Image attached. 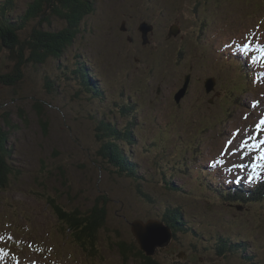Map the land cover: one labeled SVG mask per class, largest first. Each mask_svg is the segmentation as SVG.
<instances>
[{
	"label": "rangeland",
	"instance_id": "rangeland-1",
	"mask_svg": "<svg viewBox=\"0 0 264 264\" xmlns=\"http://www.w3.org/2000/svg\"><path fill=\"white\" fill-rule=\"evenodd\" d=\"M94 3L64 54L28 62L25 82L0 83V125L21 171L0 188V264H147L140 251L158 264H264V199L228 197L237 183L264 181V0ZM52 23L67 25L56 15ZM40 24L31 20L25 36ZM14 62L0 40V74ZM101 121L129 132L114 145ZM49 198L66 210L106 204L97 255L63 231ZM171 205L183 212L174 208L168 223ZM155 218L170 234L148 229L151 255L133 222ZM119 241L134 246L129 258Z\"/></svg>",
	"mask_w": 264,
	"mask_h": 264
},
{
	"label": "trees",
	"instance_id": "trees-1",
	"mask_svg": "<svg viewBox=\"0 0 264 264\" xmlns=\"http://www.w3.org/2000/svg\"><path fill=\"white\" fill-rule=\"evenodd\" d=\"M19 0H0V40L8 50L11 51L13 59L15 60L13 72L7 74H0V83L15 86L20 82H25L26 64L34 61L36 63H42L46 61L48 57H58L64 54L67 48L75 40V37L80 29L78 28L81 19L86 17L93 9L94 0H31L28 6L20 14H16L19 11ZM56 15L62 20H65L67 25L61 30L52 28V16ZM41 18L47 23V27L40 24L39 27L32 29L27 36L25 31L28 24H31V20L35 18ZM50 25V26H49ZM28 32V31H27ZM39 107L42 105L39 104ZM1 126V125H0ZM99 126L104 132L113 131L114 145H118L121 138V132H129L126 129L119 130L118 128L110 129L106 127V124L101 121ZM9 134L3 126L0 127V188L2 189L11 182L12 178H18L21 174L19 168L12 164L9 159L8 141ZM114 145L108 144L105 146L107 150H114ZM109 162L118 169L119 173H126L128 176H132L133 172H129L125 165V158H116L114 155L109 159ZM133 170V168H132ZM245 187V190L242 189ZM234 193L228 197L231 199L235 196H240L246 200L247 198L254 197L255 199H264V181H259L257 184L248 188L247 185H239L231 189ZM252 196V197H250ZM49 204L53 210L58 212V217L63 220L65 233L72 236L73 242L81 248L86 254L95 256L99 252V244L101 241L100 233L102 232V226L105 224L108 209L106 204H101L100 200L88 210H82L80 208H73L66 210L59 199L49 198ZM104 202H106L104 200ZM177 208L179 211L183 210L171 205L168 207L169 211H165V220L171 223L174 220L173 217L177 216ZM178 223V222H176ZM180 226V225H179ZM177 229L181 231L180 227ZM118 250L122 258L127 259L130 257V252H133L134 246L124 241L116 243ZM141 257H144L147 264H158L157 261L151 260L152 257L146 256L142 251ZM134 253V252H133ZM239 256V255H238Z\"/></svg>",
	"mask_w": 264,
	"mask_h": 264
},
{
	"label": "water",
	"instance_id": "water-1",
	"mask_svg": "<svg viewBox=\"0 0 264 264\" xmlns=\"http://www.w3.org/2000/svg\"><path fill=\"white\" fill-rule=\"evenodd\" d=\"M139 29L140 31L143 33L142 37L143 39V43H148L149 39H148V33L151 31L152 29V25H150L147 21H143L140 23L139 25ZM191 76L189 75V80H190ZM212 80H215L214 78H209L208 79V85L206 84L207 90L211 91L214 87L210 86V82ZM185 86L189 87V83H187V81L185 82ZM187 90V89H186ZM186 90L183 91V93H186ZM142 223H141V222ZM135 224V228H136V233L140 239V241L142 242V247L144 248V250L148 253L153 255L154 253H156L157 251V244H154V246H150V243H152L153 238L152 237H148V235L150 234L148 232V229L150 231V229L154 230L155 234H158L159 231L157 229V227L155 225L158 226H162L163 229H161V233L164 234L165 236H168L170 234L169 229L166 227V225L158 220V219H154L153 221H147L145 223H147L146 225H144L142 220H136L135 222H133ZM153 237H155V235H153ZM156 247V248H155Z\"/></svg>",
	"mask_w": 264,
	"mask_h": 264
},
{
	"label": "snow or ice",
	"instance_id": "snow-or-ice-1",
	"mask_svg": "<svg viewBox=\"0 0 264 264\" xmlns=\"http://www.w3.org/2000/svg\"><path fill=\"white\" fill-rule=\"evenodd\" d=\"M261 125H264V120H261ZM257 127L259 128L260 125H258ZM261 145H264V141H260V142L256 145V147L259 148ZM259 158H260V159H264V151L261 152V155H260ZM240 167H244V165L241 164ZM0 251H2V250H0Z\"/></svg>",
	"mask_w": 264,
	"mask_h": 264
},
{
	"label": "flooded vegetation",
	"instance_id": "flooded-vegetation-1",
	"mask_svg": "<svg viewBox=\"0 0 264 264\" xmlns=\"http://www.w3.org/2000/svg\"><path fill=\"white\" fill-rule=\"evenodd\" d=\"M124 28H125L124 26L121 27L122 30H123Z\"/></svg>",
	"mask_w": 264,
	"mask_h": 264
},
{
	"label": "bare ground",
	"instance_id": "bare-ground-1",
	"mask_svg": "<svg viewBox=\"0 0 264 264\" xmlns=\"http://www.w3.org/2000/svg\"><path fill=\"white\" fill-rule=\"evenodd\" d=\"M172 51V50H171ZM246 208V207H245Z\"/></svg>",
	"mask_w": 264,
	"mask_h": 264
}]
</instances>
